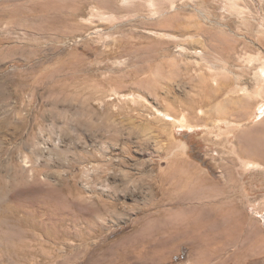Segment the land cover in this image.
Returning a JSON list of instances; mask_svg holds the SVG:
<instances>
[{
    "label": "rangeland",
    "instance_id": "rangeland-1",
    "mask_svg": "<svg viewBox=\"0 0 264 264\" xmlns=\"http://www.w3.org/2000/svg\"><path fill=\"white\" fill-rule=\"evenodd\" d=\"M0 264H264V0H0Z\"/></svg>",
    "mask_w": 264,
    "mask_h": 264
},
{
    "label": "bare ground",
    "instance_id": "bare-ground-1",
    "mask_svg": "<svg viewBox=\"0 0 264 264\" xmlns=\"http://www.w3.org/2000/svg\"><path fill=\"white\" fill-rule=\"evenodd\" d=\"M109 2V1H108ZM108 2H102L103 3V5L105 6V5H107L108 4ZM53 8H58V5H52V4H48V5H46V6H44V7H42V8H40V10H46V11H48V10H50V9H53ZM98 8V7H97ZM29 10L28 9H25V12L27 13ZM24 12V13H25ZM25 13V14H26ZM182 163H184L183 164V166H184V168L185 169H187V170H189V169H193V168H191V165L190 164H188L185 160H182ZM179 202V201H178ZM183 202V201H182ZM181 204V203H180ZM224 245H225V241H223L222 239H220V241H219V246H220V251H219V253H221L223 250H224Z\"/></svg>",
    "mask_w": 264,
    "mask_h": 264
}]
</instances>
